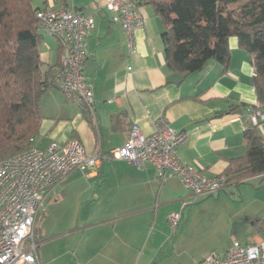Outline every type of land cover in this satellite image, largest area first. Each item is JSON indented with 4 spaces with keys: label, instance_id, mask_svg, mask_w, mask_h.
Instances as JSON below:
<instances>
[{
    "label": "crops",
    "instance_id": "1",
    "mask_svg": "<svg viewBox=\"0 0 264 264\" xmlns=\"http://www.w3.org/2000/svg\"><path fill=\"white\" fill-rule=\"evenodd\" d=\"M103 3L44 0L37 6L74 7L95 14L84 64L95 113L58 86L49 89L42 96L43 117L32 146L43 149L54 141L64 145L78 138L87 151L99 148L110 155L129 138L135 123L148 135L164 116L171 127L187 133L179 146L183 164L208 176L226 172L230 160L247 149V112H230V107L258 103L249 52L232 36L227 69L210 61L204 70L183 76L167 63L161 38L164 23L152 6L144 5V10L141 6L145 25L134 34L132 52L127 34ZM51 44L40 45L44 70L61 56ZM259 129L264 135V123ZM191 196L178 176L163 180L149 163L139 168L114 156L104 158L97 171H75L46 194L35 225L40 260L42 264H196L214 252L194 254L186 249V222L173 232L168 227L170 214L178 209L184 214ZM245 221L249 224L242 229V239L233 241L250 244L264 238L262 216ZM231 243L217 253H224Z\"/></svg>",
    "mask_w": 264,
    "mask_h": 264
},
{
    "label": "built area",
    "instance_id": "2",
    "mask_svg": "<svg viewBox=\"0 0 264 264\" xmlns=\"http://www.w3.org/2000/svg\"><path fill=\"white\" fill-rule=\"evenodd\" d=\"M103 9L125 31L129 48L135 52L134 34L145 25L138 0H104ZM36 16L40 27L61 43V56L53 68L57 86L68 98L82 101L94 115L95 96L84 64L86 37L95 27V14L52 6L38 9ZM247 118L253 125H262L264 111L259 102ZM155 125L154 132L147 135L135 123L129 138L110 155L99 148L89 152L80 139L72 138L64 145L54 141L46 148L33 146L0 159V264H42L34 224L46 194L75 171H97L104 158L114 156L139 168L149 163L163 180L178 176L194 196L212 195L226 188L229 177L225 172L208 176L181 162L179 146L186 141V132L171 127L164 116ZM182 217V211L170 214L168 222L173 230ZM196 264H264V238L250 244L235 240L224 253H210Z\"/></svg>",
    "mask_w": 264,
    "mask_h": 264
},
{
    "label": "trees",
    "instance_id": "3",
    "mask_svg": "<svg viewBox=\"0 0 264 264\" xmlns=\"http://www.w3.org/2000/svg\"><path fill=\"white\" fill-rule=\"evenodd\" d=\"M138 2L152 6L162 19L167 63L183 76L204 70L210 61L220 62L227 69L229 39L236 36L252 57L253 82L264 111V0ZM38 9L33 0H0V159L33 147L43 117L42 96L57 88L55 65L43 68ZM57 47L60 55L59 40ZM255 108L256 104L242 102L231 105L230 112L248 115ZM245 136V154L232 158L226 169L228 183L264 174V135L259 126L247 120Z\"/></svg>",
    "mask_w": 264,
    "mask_h": 264
},
{
    "label": "rangeland",
    "instance_id": "4",
    "mask_svg": "<svg viewBox=\"0 0 264 264\" xmlns=\"http://www.w3.org/2000/svg\"><path fill=\"white\" fill-rule=\"evenodd\" d=\"M38 5H44V0H33V6ZM142 8L144 10V6ZM41 31L44 34L43 45L52 43L55 52L58 39L43 29ZM187 203L181 224L176 228L178 230L183 222L187 223L186 249L194 254L220 252L234 239H242V229L249 224L243 222L246 217L260 215L264 218V177L254 176L240 183L232 182L219 191V195L216 192L212 195L191 196ZM35 225L36 221L34 232ZM168 227L174 231L169 224Z\"/></svg>",
    "mask_w": 264,
    "mask_h": 264
}]
</instances>
